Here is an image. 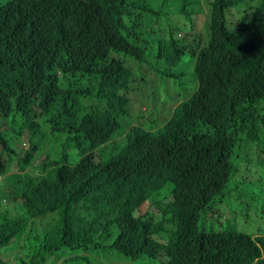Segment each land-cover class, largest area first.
Returning <instances> with one entry per match:
<instances>
[{
	"label": "trees",
	"instance_id": "16d2710c",
	"mask_svg": "<svg viewBox=\"0 0 264 264\" xmlns=\"http://www.w3.org/2000/svg\"><path fill=\"white\" fill-rule=\"evenodd\" d=\"M128 3L158 14L176 8L178 0H0V249L25 235L19 246L27 250L12 257L4 251L0 264L14 257L20 264H43L59 245L76 254L69 264H89L93 249L119 259L101 252L96 264H264V208L260 217L255 209L260 201L239 196L244 218L222 206L247 152L263 151L264 47L251 48L250 32L241 27L248 24L264 40V0H194L186 14L177 10L182 20L174 19L190 21L198 44L179 41L184 34L175 36L171 28L168 39L178 61L187 49L195 56L197 85L157 131L125 135L118 153L80 170L57 163L47 148L40 172L28 171L43 133H69L82 99L127 104L93 85L118 91L132 72L128 60H145L148 40L121 32ZM205 9L206 34L212 32L206 39L193 21ZM236 11L241 14L228 28L227 17ZM52 64L65 72L45 73ZM256 140L262 142L242 148ZM254 170L264 190V168ZM21 207L29 229L59 211L57 242L45 232L43 242L31 245L40 239L30 230L5 244L19 226ZM231 218L242 225L254 221V227L240 228Z\"/></svg>",
	"mask_w": 264,
	"mask_h": 264
},
{
	"label": "rangeland",
	"instance_id": "374dc122",
	"mask_svg": "<svg viewBox=\"0 0 264 264\" xmlns=\"http://www.w3.org/2000/svg\"><path fill=\"white\" fill-rule=\"evenodd\" d=\"M176 10L166 9L163 13H152L148 12V20L146 21V32L144 33V37L148 40V48L146 52V57L143 62H136L139 66L138 70H136V74L141 77L142 83L141 87L138 91L139 83L134 82L131 84V89L128 91V95L130 96L132 103L129 110V113L133 117L131 122L138 123L144 122L141 124L142 127L148 129L150 131H157L163 121V119L167 118L172 114L174 109V104L178 105L179 102L187 100L191 94L196 89L197 81L194 74V66H195V56L192 55L191 51L187 49L181 56L180 61L175 66H170L166 62L165 59H159L156 57L158 52V38H168V30L171 28L175 36L177 34H184V37L179 41H183L185 43L197 45L198 39H195L191 34V26L190 21L184 19V22L179 23L176 19L182 20L178 14H171L169 16H165L167 13H174ZM241 12H237L236 17L232 16L230 18L227 17V26L228 28H232L234 25L235 19L240 16ZM173 17V18H172ZM194 22L197 23L201 31L203 32L206 39V29L204 33V22H205V14L197 15L194 18ZM133 68L136 67L135 63H131ZM141 67V68H140ZM84 104L86 105V109L88 110L90 107L96 106L98 104L97 98L95 96H91L89 98L84 99ZM146 106L148 107L147 113L140 112L139 108ZM172 106H174L172 108ZM151 107V108H149ZM129 117L127 114L120 117V122L124 125V122H127ZM264 131V128H263ZM123 130H119L115 135L122 134ZM264 133V132H263ZM119 136L117 141L105 144L106 148L100 155H95L94 153H86L80 156L78 153V149L73 145V142H68L66 138V134H57L52 135L49 132H44L42 135V142L47 145L43 148V152L40 156L37 157L34 164H38L42 159V156H45V149L49 148L50 153L52 155V159L56 160L57 163H68L71 164L69 167L71 170H80L83 169L96 160L105 161L111 155H114L119 152V150L126 143V137ZM262 140L249 144L242 148H253L259 145ZM67 144V147L64 152V145ZM41 152V149L37 151V154ZM64 154L65 157H64ZM264 146L263 151L261 152H247L245 157V162H243L244 169L240 175H238V181L236 184L230 188L229 193L222 197V206L229 205V207L236 213L242 217V204L243 201L239 199L240 195H244L246 198L255 197L257 201H260L258 207H256L257 214L259 217L264 208V190L263 187L258 183L255 168L257 171H261L264 168ZM16 171V170H15ZM35 171V170H34ZM166 184V183H165ZM167 191H168V183ZM166 188V186H165ZM165 189L163 192L157 197V199H161L164 197ZM245 202V201H244ZM149 205V202L141 205L139 207V213L143 212ZM229 208V209H230ZM230 209V210H231ZM224 210V208H222ZM59 211H55L52 213H48L46 216L41 219H48L47 225L44 227H32L31 231L38 234V239L35 241H30L31 245H39V243L43 242V236L45 232L49 233L51 236V241L53 243L57 242V229L59 228ZM235 215V217H239ZM230 221L235 222L240 228H243V225L251 229L254 227V221H246L241 224L240 219L231 218ZM40 241V242H39ZM28 243V242H27ZM17 249L20 253L25 254L26 249L22 246H18ZM6 249H0V256H2L3 252ZM103 252L105 257L110 260H119L114 259L113 253H107V249L103 251V249L99 250V254L93 249L91 252H88L89 256L88 262L89 264H96L97 260L100 258V253ZM10 257L15 255L16 252L14 250H9L6 252ZM72 255H76L74 251H69L68 249H63L60 247L52 250L45 254V264H54V262L59 259L62 264H69V257ZM122 260H126L122 258ZM11 264H20L18 260L12 259Z\"/></svg>",
	"mask_w": 264,
	"mask_h": 264
},
{
	"label": "clouds",
	"instance_id": "9594fccd",
	"mask_svg": "<svg viewBox=\"0 0 264 264\" xmlns=\"http://www.w3.org/2000/svg\"><path fill=\"white\" fill-rule=\"evenodd\" d=\"M194 0H178L177 7L174 8L176 11L174 13H165L166 16H169L171 14H179L177 10L183 11L185 14L187 13V7L188 5L193 2ZM123 12L121 13V17L123 19V24L126 27L125 30H122L121 32L127 33L132 36L135 33H139L140 35L144 36V33L146 32V21L148 20V12H145L140 9H136L133 6H131L130 3L126 4L123 6ZM172 9V8H169ZM205 14V21H206V15H207V9H205L204 12L198 13L197 15H203ZM195 15V16H197ZM237 15V11L235 12V17ZM193 17V21L194 18ZM235 22V21H234ZM247 25L241 27L242 29H246L250 32L252 42L249 45L251 48H255L256 43H259L261 47H257L258 51H261L262 48L264 47V40L261 38V36L257 33V31L253 29H247ZM204 33H205V22H204ZM206 38H212V32L209 34H206ZM205 39V37H204ZM158 43V52L156 54V57L159 59H165L168 65L170 66H175L179 61L176 52L174 49L171 47L169 39L168 38H158L157 39ZM253 48V49H254ZM147 52V50H146ZM146 57V53L144 54ZM137 62H143L142 60L137 61ZM128 63L132 67V72L131 74L123 81L121 84L120 90H115L111 88L108 85L104 84H97L93 86L100 87L104 89L107 92H110L118 97H122L128 100L127 104L125 106L119 107L115 105L114 103H109L106 105H100L97 104L96 106L90 107L88 110L86 109V105L84 104V99H82L81 103L77 106L74 115H73V121L71 124V128L69 133L66 134V138L68 142H73V145L79 150H82L83 152L80 154L82 156L83 154L86 153H94L95 155H100L106 148L105 144L108 143L110 140L111 142H115L118 139L119 136H122V138L129 134H136L138 132H142L144 127L141 126L142 123L144 122H138V123H133L131 122L132 116L129 113L130 107L132 100L130 96L128 95V91L131 89V84L134 82L139 83L138 91L141 87L142 79L140 76L136 74V70H138L139 66L135 61L128 60ZM131 63H135L136 67L133 68ZM141 68V67H140ZM45 73H53L54 76L61 75L63 72H65L66 69L61 67V65L58 64H52V65H46L45 66ZM261 101L264 105V98H261ZM245 106L250 109L252 106L251 100L248 98L244 99ZM176 106V103L174 104ZM172 106V108L174 107ZM148 107L143 106L139 108L140 112H145L147 113ZM127 114L129 117V120L127 122H124V125L120 122V117ZM263 128L261 129L260 133H263ZM119 130H123L122 134H119L115 136ZM121 138V139H122ZM47 146L43 142L41 144V152H39L38 156L41 155L43 152V148ZM67 147V144L64 145V152ZM101 148L102 151H99L98 148ZM66 154H64L65 156ZM37 156V157H38ZM45 156H42V159ZM38 164L32 163V165L28 168V171L31 174H38L40 172L39 170V165L41 164V161ZM96 160L95 162H97ZM71 165V164H69ZM35 170V171H34ZM17 171V170H16ZM12 171V172H16ZM23 207L19 209L20 212V217L16 222H19V226L14 228V231L12 234L9 236L8 240L5 242V244H8L10 241L14 239V236L19 234L22 231H30L27 227L26 224L21 222V219L23 217ZM47 220L48 219H36L34 227H44L47 225ZM14 222V223H16ZM13 223V225H14ZM23 235L17 242L13 243L10 245L5 252L9 250H14L15 252L18 251L17 248L19 246L20 240L24 237ZM46 261L43 263L45 264Z\"/></svg>",
	"mask_w": 264,
	"mask_h": 264
}]
</instances>
